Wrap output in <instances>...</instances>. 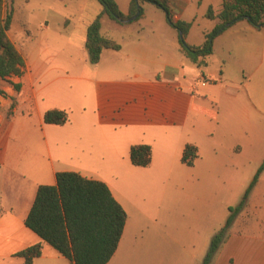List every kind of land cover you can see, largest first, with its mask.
Segmentation results:
<instances>
[{
  "label": "crops",
  "instance_id": "crops-1",
  "mask_svg": "<svg viewBox=\"0 0 264 264\" xmlns=\"http://www.w3.org/2000/svg\"><path fill=\"white\" fill-rule=\"evenodd\" d=\"M2 1L12 8L7 34L24 57L25 69L21 76L0 78V264H23L16 253L41 242L24 225L39 185L54 184L56 172H77L104 182L128 214L130 207H136L126 193L133 189V178L128 175L137 176L135 181L142 187L156 184L159 175L176 182L175 161L185 144L197 147L198 156L191 165L195 166L201 159V137L210 135V123L221 111L205 103L199 93L201 78L215 79L205 69L210 56L203 68L187 60L176 32L171 31L175 29L156 20L159 11L166 13L153 3L139 0L142 16L129 21L115 22L103 14L101 34L120 47L102 49L97 63L91 64L85 33L101 9L97 0H76V19L67 10L68 0ZM130 1L115 0L124 14ZM164 1L173 21L190 22L185 35L190 45H200L218 22L207 19L193 40L194 8L199 5L205 17L208 6L215 12L220 9L221 0ZM219 40L224 46L227 43L219 79L231 83L225 85L231 99L222 117L230 121L237 112L240 139L219 144L220 164L206 154L207 166L196 169L197 181L193 177L191 182L207 187L210 175L216 173L219 187L234 191L231 200L242 197L264 159V130L260 128L264 126V102L255 103L249 96L256 73H264V26L255 29L246 20L234 23L214 38L212 53ZM250 58L256 61L254 74L247 72ZM232 59L243 66L238 69L244 81L229 79ZM13 84L19 85L17 91ZM48 109L67 111V121L44 123L43 113ZM139 143L151 149L150 163L144 168L129 159L130 146ZM143 207H147L144 213L152 209L149 203ZM127 214L118 246L106 264H150L144 263L142 255L146 241H136L134 232L128 234ZM181 218L189 225L199 219L194 214ZM142 220L162 222L164 218L148 213L144 219L136 218ZM215 232L194 228L165 232L167 246L154 264H201ZM32 264L68 261L41 242L40 255ZM209 264H264V169Z\"/></svg>",
  "mask_w": 264,
  "mask_h": 264
},
{
  "label": "trees",
  "instance_id": "trees-1",
  "mask_svg": "<svg viewBox=\"0 0 264 264\" xmlns=\"http://www.w3.org/2000/svg\"><path fill=\"white\" fill-rule=\"evenodd\" d=\"M142 1V0H140ZM153 3L166 13V22L180 33L178 42L184 55L198 66L206 65L205 58L212 53L215 36L240 20H246L255 29L264 26V0H221L220 9L215 12L208 6L205 17L217 19V24L205 34L200 45H190L185 35L190 22L173 21L168 6L163 0H144ZM100 11L89 22L85 33V47L91 64L97 63L102 49H119L113 39L101 34V17L105 14L115 22H121L135 15L142 16L139 0H131L127 14L122 13L115 0H97ZM0 0V78L21 76L25 69L24 57L8 37L7 31L12 19V8ZM17 91L18 84H13ZM68 119L67 111L48 109L43 113L47 124L62 125ZM198 156L197 147L185 144L181 161L191 166ZM129 159L133 165L147 166L151 149L147 144L130 146ZM264 169V159L258 166L241 200L234 207H228L229 215L224 225L216 231L201 264H209L219 244L224 240L228 227L243 207L247 195ZM126 221V213L112 196L107 185L97 179L86 178L73 171H59L54 184L37 187L34 199L24 220V225L41 240L52 246L65 257L68 264H106L114 254ZM41 242L30 245L16 255L23 258V264H32L40 255Z\"/></svg>",
  "mask_w": 264,
  "mask_h": 264
},
{
  "label": "rangeland",
  "instance_id": "rangeland-1",
  "mask_svg": "<svg viewBox=\"0 0 264 264\" xmlns=\"http://www.w3.org/2000/svg\"><path fill=\"white\" fill-rule=\"evenodd\" d=\"M6 4L8 5L7 1L4 5ZM76 4V0H68L67 4L68 12H70V14H73L72 16L75 19L79 17V14L77 15L74 12V10H76ZM194 9L196 10L192 12L197 15V19L196 25L193 29L194 33L191 35V37L193 38V40H196L200 34L199 30H201L202 26L207 23L208 18L204 16L201 17L202 9L201 7H199V5H197ZM158 13L159 17H157L156 20H161L165 23V15L160 11ZM171 31H175L178 38L180 37L179 31H177L176 29H172ZM226 44L225 46L222 45L220 40L216 42L215 51L211 55L207 56H210L208 67H206V65L201 66L202 68L206 67L205 69L208 68L209 71L214 74L215 79L211 80L210 78H201V82L203 85L200 87L199 93L204 96L202 99L205 100V103L211 104L213 108H218L221 112L216 121H212L210 123V135L201 137V142L204 143H202L198 147L201 150L199 151V157H201V159L199 160L198 164H196L195 166L186 165L181 161V156L180 158L178 157V159L175 161V172L178 180L173 183L168 182L164 175H159L157 177L156 184L151 183L150 185L142 187L141 182L135 181L137 180V176L128 175L130 179L133 178L131 181L133 189L131 191L126 190V193L128 198L130 199V203L133 206H136L130 207V211L128 214L126 212V214L128 215V234L134 232L135 236L138 237L136 241H141L142 238L146 241L144 244V249L142 250V255L145 259L144 263H146V261L150 264L156 263L155 259L160 256L159 251L164 249V246H167L166 241H168V239L165 238V236H168V234H166L165 232L168 233L171 231L172 233H174L175 230H182L186 232L192 228L200 229L203 232H207L209 230L211 232L218 231L224 225V219H226V217H228L229 215L228 207H234L241 200L240 196L229 200L230 198H232V193H234V191L219 187L217 183L219 175L216 173L210 175L211 177L207 187H203L200 185L198 186L197 183L191 182L193 177L197 181V175L195 174L196 169L200 167L203 170V168L207 166L205 164L206 154H208V156H213L216 162L220 164L221 149L219 144L222 142L226 143V141L232 143V141L240 139V126L236 121L237 112L233 114L230 121H227V119H223L222 117V111L228 104L229 99V97L225 93V85H231L230 82H226L225 80L220 81L219 79L221 59H225L227 56ZM164 49L168 51L170 50V47L165 46ZM187 60L190 61L189 58ZM187 60L186 58L183 59V61ZM190 62L188 63L190 64ZM255 62V58H250L247 61L249 69L248 71L246 69V71L250 74H254V70H252V68ZM230 63L231 64L229 65H231V69L228 72L229 79L233 82H239V80L244 81L245 79L242 77V73H240L241 69H238L240 67H243L240 62H238L237 60L233 61L232 59ZM262 66L264 67V62ZM225 67H227V65ZM261 72L256 73V78H254V90L249 94L251 99L258 104H262L264 102V73ZM209 91L210 94L207 95V92ZM243 98L246 100L245 96H243ZM235 102H237V100H235ZM260 128L261 130H264V126ZM210 165H213V162H210ZM140 167L144 168L146 166ZM152 176H145V178H149ZM226 202L232 205L226 206ZM144 203H149L152 205V209L150 208L151 211L147 213L143 212L147 209V207H143ZM148 213H153L154 215L160 214L162 215L164 220H162V222H151L147 220L136 221V218L144 219ZM191 214H194L195 216L198 215L199 219L196 222L190 223L189 225L188 220L181 218V216L186 215V217H188V215ZM130 243V245L135 244L132 242ZM136 246L138 247L139 245L136 243Z\"/></svg>",
  "mask_w": 264,
  "mask_h": 264
},
{
  "label": "water",
  "instance_id": "water-1",
  "mask_svg": "<svg viewBox=\"0 0 264 264\" xmlns=\"http://www.w3.org/2000/svg\"><path fill=\"white\" fill-rule=\"evenodd\" d=\"M137 15H138V12H137L135 15H133V16L127 18L126 21H129V20H132V19L136 18Z\"/></svg>",
  "mask_w": 264,
  "mask_h": 264
}]
</instances>
